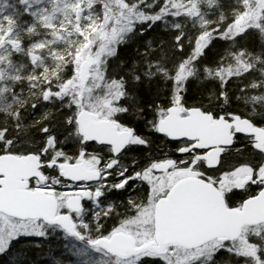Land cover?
<instances>
[{"label":"trees","instance_id":"trees-1","mask_svg":"<svg viewBox=\"0 0 264 264\" xmlns=\"http://www.w3.org/2000/svg\"><path fill=\"white\" fill-rule=\"evenodd\" d=\"M35 1L41 5L34 14L40 22H37L38 19L32 22L28 18L30 15L25 9L27 0H0V23L7 17L15 24L22 25L21 35L15 38L18 53L14 52L13 46H4L0 31V57L10 62L9 82L1 83L0 131H4L6 135L21 133L19 138L23 143H28L36 138L34 136L37 134V123L43 125V122H48L54 129L57 142L65 143L63 153L75 160L89 144L79 141L77 145L80 148L76 152L75 145L69 146L65 142L67 138H64V133L69 126L64 124L66 114L39 107L43 105V100L53 95L55 85L50 84L51 75L63 81L65 76L74 71L71 69L74 65L71 63L70 53L83 38H89V25L102 16V0H81L78 8L70 0ZM133 2L136 4L135 12L143 13L142 9L147 10L148 13H143L144 16L157 19V22L151 27L143 26L140 29L143 31L142 35H137L133 42L120 49L116 61L109 63V66L113 65L111 71L114 80L124 90L122 102L126 117L119 121L131 127L134 137L142 140L139 146L143 147L142 151L138 149L130 163L143 154H157L161 150V144L178 155V147L183 143L171 142L153 128L156 124L157 105L164 109L177 106L183 110L197 107L215 118L240 116L248 119L245 96L249 93L251 96L264 94V22L261 27H255L256 29L249 24H243L235 30H230L229 27L234 17L243 13L248 0H222L219 10H213L209 14L202 11L200 17L183 9L177 12L180 14L178 19H183L173 31L162 27V17L159 16L163 14L162 10L169 5L170 0ZM30 50H34L37 56L35 60L41 59L45 64L51 65L46 75L41 74L37 67L31 69L34 61ZM159 63L165 64V76L168 75V79L161 77L162 79L148 81L145 74L146 64ZM134 76L136 79H133ZM261 117L257 122L248 120L261 127L264 125V116ZM0 141H3L0 143V155L17 153L9 146H4L5 137ZM99 148L95 147V150ZM250 153L244 148V152L237 159L252 157ZM130 163L126 165V177L138 170L135 166L131 167ZM45 166L47 163L43 168ZM119 170L121 168L114 166L112 173ZM56 176L62 179L58 170L53 177ZM199 176L209 181L210 177L207 175ZM120 180L122 177L108 180L106 187H102L100 208L90 205L89 194L83 199L80 213L88 211L83 220L85 230H81L85 239L92 240L108 236L113 231H122L113 222L123 218L125 212L129 214L127 211L130 201L134 202L139 198L138 193L134 192L135 187L129 188L131 183L122 191L114 189L112 185ZM98 185L89 187L92 189ZM57 188L54 187V191ZM236 202L238 200H226L229 207L238 206ZM75 215L78 214H73L72 217ZM42 226L43 231L37 236L26 241L11 242L0 253V264H157L151 261L160 259V256L147 253V257L141 255L121 261L91 248L75 237H69L56 226ZM82 249L89 253L92 249L98 251L88 256L84 255ZM147 260L150 261L146 263Z\"/></svg>","mask_w":264,"mask_h":264},{"label":"rangeland","instance_id":"rangeland-1","mask_svg":"<svg viewBox=\"0 0 264 264\" xmlns=\"http://www.w3.org/2000/svg\"><path fill=\"white\" fill-rule=\"evenodd\" d=\"M184 0H170L169 5L164 8L162 17V27L167 31L176 30L180 24L178 19L180 12L183 9L192 14H196L200 17L202 11L207 14L212 13L213 10H219V6L222 0H189V2H182ZM26 11L30 15L34 22L36 12L39 11L41 5L35 0H27ZM76 5L78 8L81 4V0H70V3ZM102 16L98 18L92 25H89V38H83V40L74 46V51L70 53L71 63H73L74 71L63 78V81L54 78L51 75L50 84L53 86V95L48 99L43 100L42 106L45 110L51 109L56 112H64L66 118L64 124L69 125L65 130L64 138L65 142L69 143V146L75 145L76 152L80 146L77 144L81 141V137L77 134V127L75 125L76 113L80 108L89 110L92 113H96L103 119H111L117 123L118 129L129 130L132 128L119 121L121 118H125V108L123 101V87L114 80L112 76V66L109 63L116 61V56L119 54V50L127 46L135 40L137 35H142L143 31L140 29L143 26L151 27L155 25L157 19L144 16L147 14V10L142 12H135L136 7L133 0H102ZM153 10V9H151ZM150 12V10H148ZM221 16V15H220ZM43 18L42 16H40ZM38 19V18H37ZM36 19V20H37ZM230 23V30H235L241 25L249 24L253 28L261 27L264 22V0H248L245 3L243 13L237 15ZM31 22V23H32ZM37 22H40L38 19ZM31 25V24H29ZM24 27V26H23ZM22 25L15 24L9 18H3L0 23V31L4 46H13L14 52L18 53V46L15 38L22 33ZM255 28V29H256ZM33 55V63L31 69L36 67L38 71L46 75L47 70H50V64H45L41 59L35 60L37 56L34 54V50H30ZM32 60V57H31ZM89 61V68L86 83L81 86L79 81V67L84 61ZM173 61H171L172 63ZM161 63V61H160ZM146 64V78L148 81L151 79L163 77L168 79V75L165 76L167 68L165 64ZM170 63V64H171ZM10 62L0 57V91L3 84L9 82V67ZM57 66V65H56ZM111 67V68H110ZM58 68V67H57ZM32 72V71H30ZM65 72V71H64ZM40 74V75H41ZM42 75V76H43ZM133 79H136L134 76ZM162 79V78H161ZM163 79V81H165ZM245 107L247 108L246 117L254 122L260 121L261 116H264V94L253 96H245ZM2 109V100L0 99V110ZM155 121L162 118L166 113V109L160 105L156 106ZM183 110V109H182ZM185 110V109H184ZM183 110V111H184ZM252 112V113H250ZM116 118V119H115ZM43 125L37 123L38 127L35 140L33 142L23 143L19 138L21 133L7 134L4 131H0V139L6 138L4 146L16 150L17 153H12L16 156H23L24 154L32 153L40 157L42 164L47 163V166L43 168L42 172L47 177L46 185H41L38 181H32L30 183L31 189H41L44 192H50L58 197L60 203V210L64 209V200L68 196L79 194L81 185H73L66 183L64 180H60L57 176L53 177L57 171L54 167L56 162L74 161L73 158L67 157L63 153L65 143L57 142L56 135L54 136V129L48 124L43 122ZM155 128V125L153 126ZM19 135V136H18ZM8 137V138H7ZM141 139L134 137L131 141V146L126 150V153L121 155L118 162L107 160L104 154L90 155L93 159V167H98L101 171V181L98 186L93 187L90 190L89 198L90 205L95 208H100L99 199L103 193L102 187H106L107 181L114 179L118 180L122 177V180L116 181L112 186L118 191L128 188V183H131L129 188H134V192L138 193L139 200L130 201L128 207V213L123 214V218H119L114 225H118L122 232L131 234L138 243H143L152 237L153 234V207L155 202L166 193V189L176 182V180L185 178L187 176L207 175L210 176L212 181H218L220 176V183L233 186V180L238 176V172L243 173V168L235 172L230 165V157L222 159L219 167L213 173H207L203 170V164L191 155H177L176 152H170V150L161 144V150L157 154H146L140 158L136 157L130 163L132 156L136 155L141 144ZM3 141H0V143ZM58 143V144H57ZM183 145V144H182ZM179 146L181 148L183 146ZM75 152V153H76ZM9 154V153H8ZM167 159L176 160V165L166 171L165 173L153 171L154 165L165 162ZM130 163L131 167L135 166L138 170L132 175L126 177L127 166ZM116 166L121 168L115 174H111L109 168ZM52 177V178H51ZM219 183V182H218ZM134 185V186H133ZM54 187H58L57 191H54ZM132 188V189H133ZM85 189V188H84ZM137 212V214H135ZM88 213L87 210L82 211L80 214L75 215L73 218L78 232L81 234V230L84 229V217ZM134 214V215H133ZM43 231V226L39 221H20L13 220L0 215V253L5 251L6 247L11 242L17 240L26 241L30 237H35ZM84 255L90 256V254L96 253L98 250L92 249L91 252H87L82 249ZM144 255L143 257H147ZM158 261L152 260V263L157 264H264V226H258L255 228H247L244 230L242 236L233 243L220 244L216 241L201 246V248L191 249L190 251L184 249H168L167 254L160 256ZM150 260H147L149 262Z\"/></svg>","mask_w":264,"mask_h":264},{"label":"water","instance_id":"water-1","mask_svg":"<svg viewBox=\"0 0 264 264\" xmlns=\"http://www.w3.org/2000/svg\"><path fill=\"white\" fill-rule=\"evenodd\" d=\"M89 61L79 67V81L84 86L87 79ZM227 121L222 117L214 119L211 114L199 108H190L182 116L177 107H170L162 119L158 120L156 132L170 141L187 140L195 142L193 148L208 150L198 158L208 168L219 165V157L225 147L231 146V128L234 133L251 137L253 148L264 153V127L257 128L247 119L233 117ZM77 133L85 143L111 146L117 156L130 144L133 133L118 130L110 120L81 108L76 115ZM187 148L180 150L186 152ZM173 161H165L155 166V170L165 172L173 166ZM42 164L35 154L0 156V214L20 221L39 220L43 224L59 226L69 236L84 240L76 231L70 212L79 213L81 196L73 195L66 199L67 214L57 213L58 202L52 194L29 188L30 180L45 182L40 168ZM64 180L74 184L98 182L97 172L78 164H59ZM153 237L142 244L126 233L114 231L109 237L86 241L90 247H97L106 254L122 261L151 253L164 255L169 247L185 250L200 248L214 240L233 242L242 234L245 227L264 224V189L257 195L243 201L241 208H229L223 196L213 184L201 178L187 177L176 181L163 198L154 206Z\"/></svg>","mask_w":264,"mask_h":264},{"label":"flooded vegetation","instance_id":"flooded-vegetation-1","mask_svg":"<svg viewBox=\"0 0 264 264\" xmlns=\"http://www.w3.org/2000/svg\"><path fill=\"white\" fill-rule=\"evenodd\" d=\"M112 123H114L117 126V123H115L114 121H112ZM231 139H232L231 146H229L228 148H224L222 150L223 152L219 159V165L221 163L220 161L227 157L225 155H228L230 157L231 168L235 170V172H238V170L241 169L242 167L243 173H240V172L237 173L239 175L236 176V178L233 180L232 187L228 184H225V185L221 184L220 176L218 177L219 178L218 181H212L210 178H209V181L207 180L206 181L216 186V188L221 193V195H223L225 201L226 200L228 201L238 200V202L236 203L238 206H240V204L243 201L242 200L239 201V199L244 198L243 200H245L249 197H253V195H256L258 191L264 188V153L253 149L252 137L250 138L242 134L239 135V134L234 133V131H232ZM181 143H183V148L192 147L193 145L192 142H187V141L186 142L181 141ZM88 144H86L88 145L86 149L82 150L74 161H68V162L72 164H78L79 162H82L84 165V168H86L87 170L90 169L93 172H97L101 179V171H99L98 167H95V166L93 167L92 164L94 163L90 155L92 154L99 155V153L100 154L103 153L107 160H111V161L115 160L116 162H118V160L120 161V156L119 154L117 156H114L112 154L111 146H106V145L98 146L95 143H88ZM95 147H98V148L102 147L106 149L108 152H106V150L103 151L102 148L95 150ZM244 148H246L252 153V154L250 153L252 157L237 159L238 155H241L244 152ZM186 153L193 156L195 159H197L198 155H202L207 152L190 148L186 150ZM200 162L203 163L202 161ZM202 167H203L204 172L213 173L219 166L217 168H206L205 163H203ZM113 168L114 166L111 167L110 165L109 171L111 172V174H112ZM95 184L97 183L96 182H89V183L85 182V183L78 184L77 187L79 188V186L81 185L80 187L82 191L76 195H81L82 197L85 196V198H87L91 190L89 186H94Z\"/></svg>","mask_w":264,"mask_h":264}]
</instances>
